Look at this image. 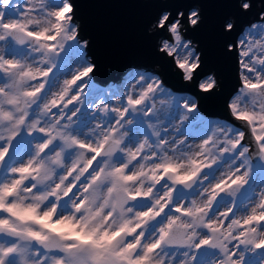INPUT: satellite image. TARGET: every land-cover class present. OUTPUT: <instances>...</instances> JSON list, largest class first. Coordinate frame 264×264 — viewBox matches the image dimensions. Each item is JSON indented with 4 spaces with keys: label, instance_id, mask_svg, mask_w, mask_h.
Masks as SVG:
<instances>
[{
    "label": "snow or ice",
    "instance_id": "6c2138e0",
    "mask_svg": "<svg viewBox=\"0 0 264 264\" xmlns=\"http://www.w3.org/2000/svg\"><path fill=\"white\" fill-rule=\"evenodd\" d=\"M154 3L155 60L99 87L78 0H0V264H264V0H217L226 95L204 4Z\"/></svg>",
    "mask_w": 264,
    "mask_h": 264
},
{
    "label": "water",
    "instance_id": "95a60500",
    "mask_svg": "<svg viewBox=\"0 0 264 264\" xmlns=\"http://www.w3.org/2000/svg\"><path fill=\"white\" fill-rule=\"evenodd\" d=\"M154 2L155 0H78L80 22L93 41L92 52L101 67L97 73V83L111 84L130 66L148 65L155 60L142 34L144 23L160 7ZM184 2L204 4L205 23L199 30H190L186 35L203 49L207 68L219 73L226 95L237 86L236 64L234 56L225 57L221 54V41L215 30V22L228 6L217 4V0ZM164 76L167 86L174 93L196 94V89L182 82L175 70L165 72ZM199 111L210 119L226 118L223 96L202 100Z\"/></svg>",
    "mask_w": 264,
    "mask_h": 264
},
{
    "label": "rangeland",
    "instance_id": "374dc122",
    "mask_svg": "<svg viewBox=\"0 0 264 264\" xmlns=\"http://www.w3.org/2000/svg\"><path fill=\"white\" fill-rule=\"evenodd\" d=\"M19 2L20 3H23V0H19ZM97 83V82H96ZM98 86L99 87H106L107 85H101V84H99L98 83ZM174 93V92H173ZM175 95H176V97L177 98H179V97H183V96H191V95H189V94H182V93H174ZM170 103H171V101H170ZM201 114V113H200ZM202 115V114H201ZM203 116V115H202ZM205 117V116H204ZM206 119H209V120H213V121H215V120H218V119H210V118H207V117H205ZM179 122H177V124H178ZM189 142H192L191 140L189 141ZM199 141H196V143H198Z\"/></svg>",
    "mask_w": 264,
    "mask_h": 264
},
{
    "label": "bare ground",
    "instance_id": "6f19581e",
    "mask_svg": "<svg viewBox=\"0 0 264 264\" xmlns=\"http://www.w3.org/2000/svg\"><path fill=\"white\" fill-rule=\"evenodd\" d=\"M97 85H98V83H97Z\"/></svg>",
    "mask_w": 264,
    "mask_h": 264
}]
</instances>
